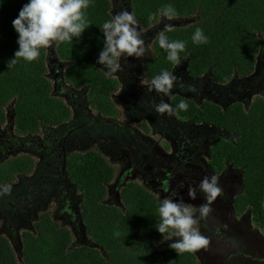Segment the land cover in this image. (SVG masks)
Listing matches in <instances>:
<instances>
[{"label":"trees","instance_id":"1","mask_svg":"<svg viewBox=\"0 0 264 264\" xmlns=\"http://www.w3.org/2000/svg\"><path fill=\"white\" fill-rule=\"evenodd\" d=\"M27 2L4 0L0 7V126L6 124L10 109L17 141L72 120L71 106L54 88L51 67L55 58L65 64L60 77L72 86L70 92L80 91L82 95L81 91L87 90L89 98L99 106L110 103L112 92L119 88L118 80L106 76L103 66L97 63L104 46L100 26L114 14L113 0H92L87 9L90 26L80 38L54 43L42 49L37 60L21 59L9 68L8 63L19 47L12 21ZM126 3L141 26L158 28L153 40L147 43L149 54L143 58L142 72L149 79L164 69L173 72L177 66L167 60L158 44V34L167 23L174 26L173 31L166 33L170 40L187 42L179 64H185L184 75L199 78L205 82V89L214 92L225 89L236 80L257 73L259 58L264 55V0H126ZM169 3L177 11L170 21L160 13ZM197 27L204 30L208 43L192 42ZM62 85L61 89H65ZM187 95L190 94L185 92L172 97L173 106L181 100L189 104L187 111L176 116L180 120L211 124L228 134L214 147L215 159L218 158L214 165L222 166L226 158L241 167L246 181L244 197L260 210L264 196V95L245 97L243 102L236 91L227 105L223 98L198 102ZM106 108L109 110L112 105ZM35 164L30 154L3 160L0 185L6 186L16 176L31 172ZM68 175L83 193L81 215L87 241L77 242L71 228L45 211L34 221L35 230L22 232L20 256L9 237L0 235V264H195L192 252L178 254L170 246H159L162 234L154 227L159 219V201L139 183L131 181L123 189L122 206L103 202L115 167L100 151L71 156Z\"/></svg>","mask_w":264,"mask_h":264},{"label":"flooded vegetation","instance_id":"2","mask_svg":"<svg viewBox=\"0 0 264 264\" xmlns=\"http://www.w3.org/2000/svg\"><path fill=\"white\" fill-rule=\"evenodd\" d=\"M121 1L122 0H114L115 4L118 6ZM113 11L115 14L116 12H119V9L116 8ZM158 27H160V25ZM157 30L158 28L153 29L149 33V37L151 38L153 32H157ZM55 60L58 59L55 58L54 61ZM53 65L57 67L62 66L63 64L58 60ZM137 68V65L133 66V69ZM184 68L185 65H178L173 70V73L179 78V84H182L183 86L181 87L179 84L174 86L171 94L169 96H163V99L168 100L173 95L184 94L187 92V94H190L187 96L193 97L198 102H201L205 98L204 96L201 97L199 94V88H205V82L200 81L199 78L184 75ZM122 69V71L118 72L121 73L122 76L120 78L121 86L119 90L112 92L113 94L111 95L110 103L108 102L104 106H99L89 98L87 90L82 89V95L77 92H70L71 96H69V98L72 104L76 103L75 101L77 100V97H82L85 98L87 102L88 99L92 101V109L83 108L81 112L74 116L71 107L72 120L63 123L58 127H54L52 130L48 129L45 132L43 139L41 138L42 134H33L31 137L20 139L23 140V142H26V144L23 143V145H20L18 143L20 140H16L17 135H15L16 133L11 123V110L7 109V121L5 125L7 126L5 130L6 133H0V162L21 154H30L33 156L32 153L29 152L32 149H36L42 153L44 158L41 161L36 162L34 169L29 173L22 174V176H24L23 178L29 180L25 183V186L29 191L30 187L28 188V185L30 184V181L39 182L42 180L41 196L44 199L46 206L48 200L54 197L61 203L65 201L66 204L60 214L65 217L67 224L59 222L61 225L71 228L73 233L76 232L75 230H78L80 224H83L81 204L84 197L83 193L76 188L68 175L69 158L74 154L80 155L83 152V142L86 139L89 141V136L94 130L99 132L100 130H107L109 127L112 131L119 130L120 132H126L129 130V127H133V120L137 121L139 118L132 110L129 105L130 103H134L136 107H140L141 109H144V107L147 106V110L150 112L154 111L151 102L155 101L158 103L161 96V94H157L155 91H148L147 84L145 89L141 90L143 96L133 95L131 93L129 81L138 77L136 75H129L131 71L124 69V67H122ZM55 76L58 78L60 77L59 71H55ZM140 78H144L145 81L151 80L146 75ZM190 87H194L195 91H190ZM119 93H123V95ZM127 95H130V98H127ZM240 99H242L243 102L246 101L244 98L240 97ZM110 104L112 105V108L108 110L106 107ZM123 105H125L124 108L122 107ZM93 110L97 111V115H95ZM161 116L162 115H158V117ZM121 118H123V120H120ZM193 124H203V127H199L198 134L189 131L190 126L182 127V125L177 124L176 129L182 133L179 136L174 135V137H172L175 153L177 154L173 159H181L180 161L183 163L181 165L179 163V166L182 170L174 169L176 167V162L178 161L173 162V165H170L169 169L158 165L150 168L149 165L147 167H141L137 160L133 161L130 158L126 159L121 155L118 159H122L123 164L121 165L126 168L122 166L121 168H117V166L108 159L115 167V176L112 183L108 186L107 196L103 202L110 205L122 206L123 189L129 182L135 181L151 192L158 201L170 195L174 190L177 193V199L182 198L187 203L199 206L204 202L203 193H198L197 199L191 200L188 196V188L189 186H195L198 184L204 175H212L215 173L222 180L223 193L221 196L217 197L215 202H213V211L208 220L202 222V233L209 236L211 239L207 249H200L192 252L195 264H264V247L262 246L264 241V196L262 208L259 210L258 205L251 203L250 199L244 197L246 193V181L244 179L243 169L234 166V164L229 162L226 158L224 159L222 166L214 165V161H218V158L215 159L213 151L214 147L222 138H228V134L211 124L196 122H193ZM64 128H66V130L61 131ZM141 128L142 134L146 137L148 135L146 122L141 123ZM58 132H60V134H57ZM109 135L110 134L105 133L106 138H109ZM140 139L142 140V137ZM71 142L75 144V148L78 147L76 151L70 146ZM79 147L81 150H79ZM153 147L154 145L151 146V149ZM10 149L12 152H10ZM17 149H25L27 151L24 153H17ZM47 155L50 156L51 161L48 158H45ZM112 159L114 161L116 160L114 155H112ZM190 164H194L197 170H200V173L195 174L190 171L188 169ZM229 167L231 168L230 170ZM33 171L34 175H32ZM139 172L143 179H150L151 183L154 184L153 189H149L148 186H145L141 181L127 179L128 176H134V173L138 174ZM118 176L120 179L119 181H117ZM67 180H70L77 191L76 195L78 196V199L75 204H73V198L70 197V192L67 189L65 199H63V195L59 192L60 188L64 185V182L67 183ZM165 181L169 182L168 192L164 191ZM174 182H176V184L178 183L177 187H175ZM13 183H15V180L10 184ZM181 184H183V187H181ZM173 186L174 188H172ZM3 187L5 186L0 185L1 194ZM17 188H20V190H17ZM21 189L24 188L17 186L14 187L12 191L17 193L21 192ZM158 192H162V198L158 196ZM31 194L35 195L36 193L32 192ZM20 198L21 200L25 199L23 194L20 195ZM41 203L42 200L41 202L39 201L38 205L41 206ZM8 204L11 208L0 205V217L11 215L13 213L12 209H16V207L18 210L21 209L11 200H9ZM47 212L50 213V211ZM42 213L36 214V221L39 220ZM75 218H78L77 222H75ZM53 219L57 220L55 218ZM33 222L32 227L34 226ZM217 227L220 228L219 234L216 232ZM33 230L35 229L33 228ZM261 232L263 233V236L261 235ZM0 235H3V233H0ZM176 239L179 238L172 237L170 240L163 241L159 246H169Z\"/></svg>","mask_w":264,"mask_h":264},{"label":"clouds","instance_id":"3","mask_svg":"<svg viewBox=\"0 0 264 264\" xmlns=\"http://www.w3.org/2000/svg\"><path fill=\"white\" fill-rule=\"evenodd\" d=\"M3 2L4 0H0V7ZM91 4L92 0H28L12 21V26L18 33L19 47L14 53V58L9 61L8 67H13L21 59L29 62L37 60L41 50L54 43L73 42L74 38H80L90 26L87 9ZM160 13L164 19L169 21L177 15L171 3L163 6ZM100 28L103 32L104 46L99 53L97 63L103 66L102 69L106 76L118 80L120 88L121 81L116 73L123 70L120 63L121 58L140 59L149 51V47L146 46L142 37L135 14L126 9L113 14L110 19L103 22ZM173 29L174 26L171 23L165 24L164 29L158 34V44L165 51L167 60L178 66L187 42L170 40L166 33ZM192 42L195 44L208 43V37L202 28L195 29ZM141 83L147 84L148 91L161 94L158 103L151 102L155 112L172 116L189 109L186 100H181L179 104L173 106L171 99L175 95L168 99L169 103L163 99V96H169L173 87L179 84V78L173 72L164 69L154 75L150 81ZM179 86L183 85L179 84ZM189 90L195 91V88L190 87ZM219 180L220 177L213 173L205 175L195 186H189L188 196L191 200H196L198 193H203L204 202L199 206L187 203L182 198L177 199V193L174 190L159 201V219L154 227L162 234L163 241L170 240L172 237L179 238L169 245L178 254L208 248L211 238L202 233L201 226L202 222H206L212 213L213 202L223 193ZM164 191H169L168 181L164 182ZM216 232L219 234V227Z\"/></svg>","mask_w":264,"mask_h":264},{"label":"rangeland","instance_id":"4","mask_svg":"<svg viewBox=\"0 0 264 264\" xmlns=\"http://www.w3.org/2000/svg\"><path fill=\"white\" fill-rule=\"evenodd\" d=\"M113 4H114L113 10L118 8L119 11L124 10V9L129 11L126 5V0H122L119 3V6L116 5L115 2ZM139 27L142 31V37L145 40L146 46H147L148 41L150 42L151 40H153L152 39L153 35L150 38L149 33L153 29H155V27L146 29L140 24H139ZM155 32L156 31H154L153 34ZM148 54H149V51L146 52V54L140 59H137L135 57H129V58L122 57L120 60L121 66L124 67V69L131 71L129 75H136L138 77L136 79H131L129 81L131 93L136 96H143V93H141V90L145 89L146 87V84L141 83L142 81H145V79L140 78V77L144 76L142 72L143 58L147 56ZM263 56L259 58L258 71L256 74H253L252 76L246 78L245 80H236L233 86H230V87L228 86L225 89L217 87L218 89H216L215 92L214 90L212 91V90L205 89V88H199V94L201 95V97L204 96L205 99L207 98L222 99L223 98V101L225 103L224 105H227L228 103L232 101V97H234V94L236 91L240 94L239 97L241 98L247 97L249 99H252L256 95H259V93L264 95ZM61 63L63 64V62ZM134 65H137L138 68L133 69ZM64 66L65 64H63L62 66H57V67L52 65L51 67L55 91L62 98H64L65 101L68 102V104L73 109L74 116H76L79 112H81L83 108L92 109L91 102L92 101L95 102V101L93 100L92 97H91L92 101L88 99V102L86 101L85 98L77 97L75 104H72L70 102L69 96H71L70 91L72 89V86L67 83H64V80L61 77L58 78L55 76V71H59V74H60L61 71L65 70ZM117 74H118L117 77H119L120 79L122 77L121 73H117ZM204 77L207 78L208 75L205 74ZM62 83H63L62 87L65 89H61ZM240 87H242V89ZM241 90L242 92L240 93ZM78 92L80 93V91ZM119 94L123 95V93H119ZM127 98H130V95H127ZM166 102L169 103L168 100H166ZM129 105L131 106L135 114L138 115V118H139L137 121L133 120V127L131 128L129 127V130L126 132L125 131L120 132L119 130L112 131L109 129V127L107 128V130H100L99 132L97 130H94L92 134H90L91 137L88 135L89 141L86 139L83 142L84 150L82 153L87 152L89 150H99L102 152V154L106 158L111 160L114 163V165L117 166V168H121V166L124 167L123 165H121L123 164L122 159H118L119 156L123 155V157L126 159L130 158L133 161L137 160V162L139 163L141 167H144V166L147 167L149 165L150 168L158 165L160 167H166L169 169L170 165H173V162L178 161L176 162V167L174 169L182 170V168H180L179 166V163L180 165L183 163L182 161H180L181 159H177V160L173 159L174 157H176L175 155L177 154L175 153V147H174V142L172 140V137H174V135L179 136L182 133L176 129V125L180 124L182 125V127L190 126L189 131L198 134V129L199 127H203V124H200V125L193 124V122H191L190 120H180L176 116V114L172 116L163 114L161 117H158V115H161V114L155 111L148 112L147 106L144 107V109H141L140 107H136L134 103H130ZM122 107L124 108L125 105H123ZM93 112L95 113V115H97L96 110L95 111L93 110ZM120 120H123V118H121ZM142 122L143 123L146 122L147 133H148L146 137L142 134V128H141ZM5 125L6 124L0 126L1 128L0 133H6L5 130L7 126ZM121 128H124V127H121ZM65 130L66 128L62 129L61 131H65ZM105 133L110 134L109 138L105 137ZM44 134L45 132L41 136L42 139H43ZM57 134H60V132H58ZM141 137H142V140L140 139ZM18 143L20 145H23V143L26 144V142H23V140L18 141ZM74 145L75 144L71 142L70 146L73 148V150L76 151L78 147L75 148ZM152 145H154V147L151 149ZM17 150H18L16 151L17 153H24L27 151L25 149H17ZM79 150H81L80 147H79ZM10 152H12L11 149H10ZM29 152L32 153L33 158L35 159L36 162H39L44 158L42 153H40L36 149H32ZM112 155L115 156V159H116L115 161L112 159ZM45 158H48L51 161L50 156L47 155ZM188 169L194 172L195 174L200 173V170H197L194 164L193 165L190 164V167H188ZM230 169L231 168L229 167V170ZM32 175H34V171ZM23 177L24 176L22 175L16 176L15 183L3 187L2 194L0 193V205L1 206L11 208L8 204L9 200H11L13 203H15L17 206L21 208L20 210H18L16 207V209H12L13 213L11 215L0 217V233L1 234L3 233V235L9 237L18 256H20L21 254L20 240H21L22 232L25 230H33L32 222L34 220L36 221L35 216L37 213H42L44 211H50L53 218L57 219L58 221L62 223L67 224L65 217L62 214H60L66 202L63 201V203H61L55 197L48 200V196H47L48 202L46 206V203L41 196L42 180H40L39 182L30 181V184L28 185V188L30 187V189L28 191V189L25 186V183H27L29 180ZM127 179L141 181L142 183L145 184V186H148L149 189H153L154 187V184L151 183L150 179L145 180L143 179L142 176H140V172L138 174L134 173V176H128ZM119 180L120 179L118 176L117 181ZM174 183H175V187H177L178 183L177 184L176 182ZM219 183L221 186H223L221 178L219 180ZM17 186L23 187L24 189H21V192H17V193L13 192L12 189ZM172 188H174V186ZM66 189L70 192V197L73 198V204H75V202L78 199V196L76 195L77 191L75 190L70 180H67V183L64 182V185L59 190V192L63 195V199H65L67 195ZM17 190H20V188H17ZM32 192L36 194L32 195L31 194ZM22 194L25 197L24 200H21L20 198V195ZM158 196L162 198V192H158ZM40 199L42 200L41 206L38 205L39 201L41 202ZM77 221H78V218H75V222ZM75 231L76 232L74 233V237L76 241L79 242L80 244L85 243L87 241V238L85 236V228L83 224H80V226H78V230H75ZM261 235L263 236L262 232H261ZM261 243H262V240H261ZM262 244H263L262 246L264 247V241Z\"/></svg>","mask_w":264,"mask_h":264},{"label":"water","instance_id":"5","mask_svg":"<svg viewBox=\"0 0 264 264\" xmlns=\"http://www.w3.org/2000/svg\"><path fill=\"white\" fill-rule=\"evenodd\" d=\"M182 20H178V23H180ZM58 60H55V62H57Z\"/></svg>","mask_w":264,"mask_h":264}]
</instances>
